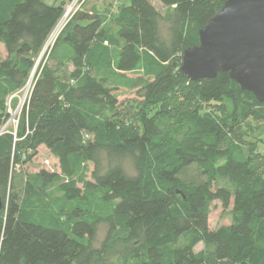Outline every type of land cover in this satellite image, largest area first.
<instances>
[{
  "label": "trees",
  "instance_id": "obj_1",
  "mask_svg": "<svg viewBox=\"0 0 264 264\" xmlns=\"http://www.w3.org/2000/svg\"><path fill=\"white\" fill-rule=\"evenodd\" d=\"M157 1L165 18L152 0L82 4L48 50L76 68L60 79L46 66L30 74L64 5L0 0V264H111L117 239L133 244L121 264H264V163L240 136L248 118H264V102L227 72L200 81L179 72L225 0ZM28 83L15 127L3 129L8 100ZM124 91L141 102L130 125L119 119ZM155 102L178 105L148 111ZM40 146L60 172L24 176ZM191 166L200 180H182ZM213 201L232 220L210 229Z\"/></svg>",
  "mask_w": 264,
  "mask_h": 264
},
{
  "label": "water",
  "instance_id": "obj_2",
  "mask_svg": "<svg viewBox=\"0 0 264 264\" xmlns=\"http://www.w3.org/2000/svg\"><path fill=\"white\" fill-rule=\"evenodd\" d=\"M179 72L191 81L227 72L264 102V0H225L183 50Z\"/></svg>",
  "mask_w": 264,
  "mask_h": 264
},
{
  "label": "rangeland",
  "instance_id": "obj_3",
  "mask_svg": "<svg viewBox=\"0 0 264 264\" xmlns=\"http://www.w3.org/2000/svg\"><path fill=\"white\" fill-rule=\"evenodd\" d=\"M46 3L48 4H53V5H60L63 4L66 10L67 6L70 5L72 2V6H71V13H74L76 10L77 5L79 4V7L83 5L84 8H89L90 5L93 4H98V1L96 0H44ZM77 2V4L75 5V3ZM119 2L120 4H126L128 2V0H105L103 2H99V6L100 8L104 9V7H108L111 6L112 4H115ZM152 3L154 4V6L159 10V12L162 14L163 18H165L167 15L169 14L170 9L164 7L159 1L157 0H152ZM75 5V6H74ZM75 7V8H74ZM165 16V17H164ZM71 17V15H70ZM160 32L163 35V37L167 36V30H166V23L165 21H161L160 22ZM55 37L52 38L51 35L48 37V39L45 42V45L41 51V53L38 55V57L35 59V63L32 69V72L30 75H37L39 69L42 66H46L47 68H50L54 73H56V75L60 78V79H67L70 78V75L72 73H74L75 71V66H73L72 64H57L55 61H50V59H48L47 55H48V50L51 46V44L53 43ZM4 54V50H3V46L0 43V55ZM133 73L128 74L129 76H133ZM31 87V84H30ZM28 88V92L29 89ZM28 92L26 93L25 88H23L18 94H16L12 99L8 100L7 102V110L8 113L10 114L9 119L4 123L3 125V129H10L15 127L17 120L20 116V113L22 111L23 108V104H24V100L26 98V96L28 95ZM178 95L176 98L177 100H179L180 102H184V99ZM174 98V96H173ZM251 100V99H250ZM140 100H138L135 96V94L133 93V91H124L123 93L120 94L119 96V112H120V116L119 119L125 124V125H130L133 122H135L136 117L139 115V112L141 111V102H139ZM169 104H171L172 106H177L178 104L173 103H152V104H148L150 106V109L146 106V108L148 109V111L150 110H163L165 107L170 106ZM217 107V106H215ZM210 109L212 107H209ZM256 110H258L259 112L263 109L256 107ZM134 118V119H133ZM247 122V128L246 127H242V132H243V136H241V139L244 138H248L249 141L254 142V144H251L250 147L253 150L251 151V154L253 156H255V158L257 160H262L261 162L264 163V118L260 119V120H252L251 118H248L246 120ZM245 122V123H246ZM245 126V125H244ZM238 131L240 130V127H238ZM2 129V130H3ZM254 137H256L254 139ZM259 137V138H258ZM237 140V139H235ZM247 141V142H249ZM249 146V145H248ZM255 148V149H254ZM25 164V165H24ZM262 167L264 168V165H262ZM92 169V165L89 164L88 165V169L85 172V176L86 178L90 177V171ZM21 172L23 171L24 176H34L37 172H39L40 170H46L49 172H60V167H59V162L57 157L55 156V154L53 152H51L50 150H48L46 147L44 146H40L38 149V152L35 156H33L31 159L27 160L26 162L23 163V165L20 167ZM182 180H200L201 176L199 174V171L197 168H195L194 166L188 167L182 174L181 176ZM81 185V184H80ZM79 185V186H80ZM232 220V214L230 212V208L228 209H223V207L221 206V203L219 201H213L210 204V212H209V216H208V225L210 229H215L220 225H224V224H228L230 223V221ZM105 234H106V228L104 225H101L98 229L97 232V236H96V245H99L102 243V241L105 238ZM133 249V244L131 242H125L122 239H117L114 241V243L108 248L107 252H106V257L108 258V260L111 262V264H121L123 261L127 260L130 256V253ZM195 252H202L203 256L207 255L206 253H204L203 250V244L199 243L196 247H195ZM205 264H212L214 262V260L209 257L207 258L205 256Z\"/></svg>",
  "mask_w": 264,
  "mask_h": 264
},
{
  "label": "built area",
  "instance_id": "obj_4",
  "mask_svg": "<svg viewBox=\"0 0 264 264\" xmlns=\"http://www.w3.org/2000/svg\"><path fill=\"white\" fill-rule=\"evenodd\" d=\"M74 3V2H72ZM72 3L70 5L67 6L66 10L64 11V14L62 15L60 21L58 22V24L56 25L55 29L53 30V32L51 33V37L54 38L56 37V35L60 32V30L63 28L64 24L69 20L70 18V15L72 16L71 11V6H72ZM77 4V2L75 3V5ZM74 5V6H75ZM75 8V7H74ZM79 9V4L77 5L76 7V10ZM75 10V11H76ZM28 88H29V83L26 85L25 87V91L26 93L28 92Z\"/></svg>",
  "mask_w": 264,
  "mask_h": 264
},
{
  "label": "crops",
  "instance_id": "obj_5",
  "mask_svg": "<svg viewBox=\"0 0 264 264\" xmlns=\"http://www.w3.org/2000/svg\"><path fill=\"white\" fill-rule=\"evenodd\" d=\"M117 3H118V2H117ZM95 5H96V7H98V8H99V4H96V3H95ZM115 5H116V4H114V6H115ZM112 8H114V7H112Z\"/></svg>",
  "mask_w": 264,
  "mask_h": 264
}]
</instances>
